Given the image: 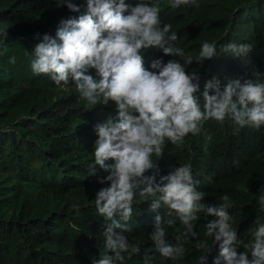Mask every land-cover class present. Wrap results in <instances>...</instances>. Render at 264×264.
<instances>
[{"label": "clouds", "instance_id": "clouds-1", "mask_svg": "<svg viewBox=\"0 0 264 264\" xmlns=\"http://www.w3.org/2000/svg\"><path fill=\"white\" fill-rule=\"evenodd\" d=\"M161 1L49 2V18L35 34L42 38L25 67L51 84L42 91L62 108L48 126L50 142L36 145L39 159L74 173L68 184L84 193L67 202L65 219L43 220V242L71 258L102 236L104 247L90 264H264L261 73L241 80L243 72L230 73L226 60L204 66L219 53L215 43L182 37L160 16ZM182 5L200 6L169 0L172 9ZM223 51L239 57L251 45L230 42ZM96 107L90 119H80L87 133L65 135L80 111ZM209 120L226 125L220 142L234 159L229 187L237 202L207 191L206 172L217 155L191 139ZM200 152L206 156L195 163ZM12 253L22 262L32 249ZM125 253L141 256L127 261Z\"/></svg>", "mask_w": 264, "mask_h": 264}, {"label": "trees", "instance_id": "trees-1", "mask_svg": "<svg viewBox=\"0 0 264 264\" xmlns=\"http://www.w3.org/2000/svg\"><path fill=\"white\" fill-rule=\"evenodd\" d=\"M50 1L53 0H0V31L8 32L6 39L0 36V264H90L99 247H104L105 238L101 236L92 245L88 244L80 256L67 258L55 251L54 244L43 242L45 236L40 227L43 220L65 219L67 202L84 193L68 184L74 173L63 172L40 160L36 145L39 141L50 142L53 131L48 126L62 108L59 100L42 91L53 89L51 84L30 76L25 67L26 56L42 38L35 34L40 33L49 18L53 8ZM197 2L198 8L182 5L178 9H172L169 0L155 4L160 7L163 20L170 22L182 37L215 43L219 53L204 66L223 65L226 60L230 73L243 72L241 80L256 79L258 71L260 81L264 82V0ZM230 42L249 44L251 51L239 57L223 51ZM12 57L15 63H10ZM61 93L67 97L66 101L80 107L72 92ZM98 109L80 111L79 121L68 124L65 135L80 137L87 133L89 127L83 129L80 119H90ZM225 128V124L209 120L191 140H197L198 146H206L217 155L206 172L210 197L222 201L221 197L227 194L229 201L237 202L236 189L229 187L230 179L236 174L234 159L226 144L220 142ZM191 140L188 138L186 142ZM205 156V152H200L194 162L202 163ZM146 215L143 213L142 220ZM37 247L40 249L36 250ZM19 248L27 251L31 248V258L17 261L12 252ZM140 256L141 253L129 259L125 253V260Z\"/></svg>", "mask_w": 264, "mask_h": 264}]
</instances>
